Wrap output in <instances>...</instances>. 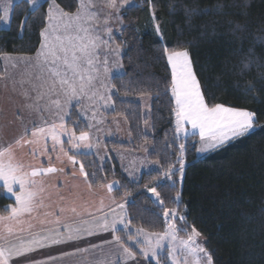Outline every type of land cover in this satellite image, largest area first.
Here are the masks:
<instances>
[{
    "label": "snow or ice",
    "instance_id": "6c2138e0",
    "mask_svg": "<svg viewBox=\"0 0 264 264\" xmlns=\"http://www.w3.org/2000/svg\"><path fill=\"white\" fill-rule=\"evenodd\" d=\"M44 2L48 5L47 14L43 17L46 23L39 33L41 39L34 54L35 63L33 64L31 57L19 58L29 67L37 69L34 79L21 80L20 84L22 95L29 101L24 107L41 113L40 122L32 121L30 128L25 126L23 134L14 143H8L7 146L0 144L2 182L0 189L8 193L10 198H14L13 204L5 205L0 211V225H3L0 227V264H64V258L68 256L87 253L97 248L103 249L105 246L109 247V252L92 264H128L129 261H136L137 252L133 250L134 247L139 249V255L147 264H151V261L162 264L165 247L167 259L171 260V264H213V255L196 241V237L201 234L195 227L191 229L187 239H178L177 233L186 231V217L182 214L179 216L183 226L177 227L174 222L178 215L177 208L164 207L157 187L163 181H171L166 186L170 189L175 188L177 174L180 180H183L187 164L185 155L191 148H195L197 154L206 153L224 146L229 141L254 134L257 128L261 127L255 122V112L222 103L213 105L206 103L205 92L202 91L201 83L194 72L189 49L178 44L171 47L163 44L158 48V51H162V57L158 56L157 59L166 57L167 68H170V81L165 77L158 82V91L154 99L158 101L164 97L169 105H174L171 115H174L175 134L170 138L166 136L164 156L170 157L175 153V162L169 164L155 178L153 183L156 186L149 187L146 184L144 187L152 197H155L153 203L157 204L158 201L157 207L163 208L164 231L149 232L143 227L133 229L132 219L129 218L126 207L131 201L127 196L121 202H117L113 197L107 212L103 210V200L101 208L95 212L83 206L78 210L74 202L71 206L65 205V197L59 193H57L59 203L55 208L51 203L46 204V200H51L49 187L56 189L57 185H47L44 177L48 174H65L63 167L57 168L53 165V155L56 161L61 163L66 160L73 166L79 165V174L85 180L91 179L88 188L93 187L98 170L87 172L81 157L86 158L92 149L98 146V141L94 143L91 138V129L94 127L91 121L102 123L103 120L96 119L97 115L114 110L112 102L115 93L112 90L116 85L111 82L113 70L109 66V52L118 58L124 53L119 46L110 48L113 30L107 26L108 17L104 19L102 37L96 27L99 16L91 11L95 7L91 0H80L79 7L74 13L65 12L56 0ZM130 2L131 0H119L121 6ZM23 3L29 6L30 12L42 7L37 0H23ZM13 4L14 0L0 2V22L5 24L12 22ZM106 7L119 12L117 0H107ZM223 9V5H217L213 9L200 10L199 14H228ZM195 11L188 10L189 16ZM153 20L155 22L154 13ZM27 22L28 17L25 16L21 35ZM244 27L237 23L232 31L234 33L243 31ZM161 31L159 23H155V32L158 36ZM160 39L163 40V37ZM101 48L107 50L103 53V58ZM0 58L5 61L13 59L7 53H0ZM251 63H253L251 59L242 62L241 71L248 69ZM16 66L17 63L12 64V67ZM122 69L123 64L119 63L115 71ZM25 83L30 84V89H24ZM159 83H163V91H159ZM254 90L255 84L248 82L245 94ZM30 93L35 95L32 96ZM140 96H144L142 90ZM85 100L88 104L82 105ZM73 106L80 107V116L88 119L89 123L83 124L79 117L71 124L68 123L73 115ZM86 110L92 112L91 117L87 116ZM43 112L52 115L51 122L42 115ZM145 125L146 137L147 120ZM197 136L199 146L193 142ZM17 146H29L28 154L33 159L37 156L46 158L47 166L44 163L38 167L24 163L16 156ZM169 149L171 151H168ZM100 159L103 160L104 157L101 156ZM158 163L160 161L151 162ZM102 170L101 167L99 171ZM129 176L132 177L130 183L138 185L139 181L131 172ZM121 186L119 181L101 185L109 193ZM181 202V193L177 190L173 203L179 206ZM45 208L49 210L43 212L44 217L52 219L39 220V223L48 224L50 227L47 230L33 231L35 228L33 221L39 218L40 210ZM66 213L70 215H65ZM73 217L79 219L74 220ZM23 233H27V236L21 235ZM105 233H110L111 239L105 238L103 235ZM89 237L99 239L100 243H93L87 239ZM82 243L87 246L81 247ZM113 246L115 252L111 250ZM69 247L72 251L66 250ZM53 248L58 250V255H53L51 251H40ZM35 254L42 258H37ZM16 257L22 259L17 260Z\"/></svg>",
    "mask_w": 264,
    "mask_h": 264
},
{
    "label": "trees",
    "instance_id": "16d2710c",
    "mask_svg": "<svg viewBox=\"0 0 264 264\" xmlns=\"http://www.w3.org/2000/svg\"><path fill=\"white\" fill-rule=\"evenodd\" d=\"M56 2L68 13L78 6L76 0ZM40 5L42 7L30 12L23 0L13 4L12 22L0 29V53L31 55L37 50L48 6L44 1ZM217 5H223L228 14H199L200 10ZM193 9L196 11L189 16L188 10ZM25 16L28 22L21 35ZM120 17L122 27L114 41L124 53L121 57L123 71L111 80L116 88L113 89L114 110L108 115L126 121L131 139L104 144L109 151L113 148L135 150L150 143L148 158L160 161L159 170L141 173L137 185L130 183L110 152L101 166L91 153L81 159L87 172L98 170L93 188L119 181L122 186L112 192L117 202L126 196L131 201L126 205L131 227H143L149 232L164 231L163 208L157 207L158 201L153 203L155 198L144 187L146 184L156 186L155 178L175 162V153L164 156L166 136L170 138L175 134L174 115H171L174 105H169L164 97L154 99L158 82L165 77L170 81L166 57L157 59L162 57L158 48L163 44L187 47L206 103L251 110L261 127L254 134L229 141L203 156H197L196 149L191 148L185 155L183 180L177 174L175 188L166 186L171 181H163L157 192L164 207L177 208L186 217V230L195 227L200 232L204 247L213 255V264H264V0H134L133 5L120 11ZM155 23H159L162 30L160 36L155 32ZM237 23L245 27L234 33L232 29ZM249 59L253 63L241 71L242 62ZM250 81L255 84V90L245 94V86ZM163 89V83H159V91ZM141 90L149 97L150 105L151 130L146 137L142 104L137 100ZM72 112L69 124L78 118L75 108ZM101 167L103 170L99 171ZM88 182L91 183V179ZM177 190L182 199L179 206L173 203ZM7 204L13 201L0 189V211ZM175 223L183 226L178 218ZM178 234L183 236L185 231ZM95 243H98L97 238ZM113 248L115 250V246ZM151 264L154 263L151 261ZM162 264H170L166 251Z\"/></svg>",
    "mask_w": 264,
    "mask_h": 264
},
{
    "label": "crops",
    "instance_id": "0c3cea01",
    "mask_svg": "<svg viewBox=\"0 0 264 264\" xmlns=\"http://www.w3.org/2000/svg\"><path fill=\"white\" fill-rule=\"evenodd\" d=\"M17 1H19V0H14V3ZM43 1L44 0H37V3L40 4ZM76 1H77V5H78L77 8H78L79 4H80V0H76ZM0 2H2V0H0ZM91 2L95 5V7L91 9V11L96 12L99 16V21L96 24V27L100 30L102 37L104 36V33H103V29L105 27L104 19H105V17H108L107 26L111 27L113 30V32H112L113 39L110 42V48L118 47V45L114 41V36L122 27V20L120 17V11L123 8H126V7L133 5L134 0H131V2L129 4L123 5V6H121L119 3V0H117L119 12H117L114 9H110V8L106 7L107 0H91ZM47 9H48V6H47ZM74 12H71V13H74ZM46 14H47V10H46ZM45 23H46V21H45ZM8 26H9V24H5L3 22H0V29L1 28H7ZM104 38H107V37H104ZM39 44H40V42H39ZM38 47H39V45H38ZM105 51H107V50L101 48L102 58H103V53ZM35 52L31 55L8 53L9 55H11V57L13 59L7 60V61H5L3 58H0V63L2 66V71L0 72V144H2L3 146H7L8 143H14V141L16 139L20 138V136L23 134L24 127L28 126L30 128L32 126V123H31L32 121H36L37 123L40 122L41 113L29 110V109L24 107V105L26 103H28L29 101H26L24 96L22 95V88H21V84H20L21 80L27 81L30 78L34 79L35 75L37 74V69H35L34 67H29L28 64H26L22 60H19V58L20 57H25V58L31 57L32 62L34 64L35 63V55H34ZM108 60H109V66L113 70L111 72V77L121 74L123 69H122V71H115V69L118 67V64L121 63V57L118 58L114 54L109 52ZM13 63H17V66L12 67ZM6 67H7V70L5 71ZM23 87H24V89H30V84L25 83ZM30 94L32 96L35 95V93H30ZM137 100L139 102H141L140 97H138ZM86 104H88L87 100L82 102V105H86ZM73 108L76 109L78 117L82 121L83 124L89 123L88 119H85L83 116H80V107L73 106ZM110 111L111 110H109L108 112H110ZM86 112H87L88 117L92 116V112L90 110H86ZM33 114H35V115H33ZM42 115L44 117H46L49 122H51V120L53 119L52 115L49 112H43ZM116 117L117 116L107 117V116H104L102 114V115H97L96 119L97 120H103V122L99 123V124H103L102 127H103V130H105L104 129L105 127L110 128V125L112 124V122L114 125L116 123H118V121H115V120H117ZM91 122L94 124V127H95V124H97V123L94 120ZM94 127L91 129V132L94 131ZM125 127H126V125H125ZM85 130H87V129H85ZM126 130H127V128H126ZM115 132H117V130H115ZM92 138H93V136H92ZM49 147H50V142H49ZM116 149H118V150L123 149L124 150L126 148H113V150H116ZM29 151H30L29 146H23V147L17 146L16 156L18 159H20L24 163L26 162V164H31V161L33 158L31 157V155L28 154ZM108 153L109 152L107 151V154ZM124 153H122V154H124ZM132 154H134L133 150H132ZM121 156H123V155H121ZM112 157L114 158V160L117 163L120 170L126 175V177H127L126 173L128 171H131V173H133V175L136 179H138L140 174L143 173V172L136 173L134 171L135 169L132 166H129L128 164L123 163L122 160H120V159L119 160L116 159L113 155H112ZM33 160L34 161L39 160V162H40V163L35 162V164L33 166L38 167L41 163H44L45 166H47L46 160H42V158L39 156H37V158L33 159ZM156 168H157V166L155 165L154 170ZM151 170H149V171H151ZM50 175L51 174H48L47 177H49ZM53 175L55 176V179H49L51 182H49L48 184L49 185H57V190L55 191V189L49 187V193L51 196V200H46L45 202H46V204L51 203L52 206L55 208V204L57 203L55 201V199H57V193H59V195H62V192L64 191L66 194L70 193L69 196L72 197L73 196L72 190L68 191V189H73V188H72V183H70L71 181H68L71 178L65 177L62 174L61 175L60 174H53ZM61 178L65 179V180H62ZM45 181H47V180L45 179ZM60 182H61V184H60ZM0 184H2V182H0ZM64 186L67 189L63 188ZM76 189H78V188L76 187ZM77 192L78 191H76V201L78 200ZM4 194L8 198H10L9 194L6 193L5 191H4ZM11 199L14 203V198H11ZM48 210L49 209H47V208L40 210L39 218L37 220L33 221V223L35 225V228L33 229V231L47 230V228L50 227V226H47V227L42 228V224L39 223V220H42V213L45 211H48ZM0 227H3V225H0ZM106 234H108V239H109L110 233H106ZM21 235L27 236V233H23ZM87 239H89L93 243H95V237H89ZM97 240H98L97 244H99L100 240L99 239H97ZM80 246L86 247L87 244L82 243ZM113 247H112V249H113ZM66 250L72 251V248L69 247ZM109 250H110L109 247L105 246L103 249L97 248L94 250H90L87 253H80V254L68 256V257L64 258V264H92L93 261L101 259L105 254H107L109 252ZM40 251L41 252L51 251V253L53 255H58V250L56 248H53L51 250L45 249V250H40ZM96 251H97V255H96ZM35 255L37 256V258H42L39 254H35ZM15 259L20 260L22 258L16 257Z\"/></svg>",
    "mask_w": 264,
    "mask_h": 264
},
{
    "label": "rangeland",
    "instance_id": "374dc122",
    "mask_svg": "<svg viewBox=\"0 0 264 264\" xmlns=\"http://www.w3.org/2000/svg\"><path fill=\"white\" fill-rule=\"evenodd\" d=\"M140 98H141V104H142L143 128L145 131V129H146L145 120H147L148 121L147 134H150L151 124H150V117H149V97L143 96ZM110 112L107 111V112H103L102 114L104 116L110 117V115L108 116V114ZM102 114H100V115H102ZM33 115H35V114H33ZM116 119L117 120H115V121H118V123H116L114 125L112 122V124L110 125V128L105 127L104 128L105 130H103V127H102L103 124H95L94 131L91 132V135L93 136V138L91 136L92 141L94 143L98 141V146L93 148L91 153L94 154V157L100 166L103 165V162L109 158L108 157L109 153L107 154L108 149H107L106 145L104 144V142H106V141L129 142L131 139L130 134H129V130H128V125H127L126 121L123 118L118 117V116L116 117ZM125 125H126V127H125ZM126 128H127V130H126ZM115 130H117V132H115ZM193 142L196 143L197 146H199V137L197 136L195 141H193ZM132 150L134 151V154H132ZM150 150H151V144L145 143V144H142L141 146H139L135 150L134 149L128 150L127 148L124 150L123 149H119V150L118 149H116V150L111 149L108 152L112 153L111 155H113L116 159H118V160L120 159V160H122L123 163H126L129 166H132L135 169L134 171L136 173H138V172H147L151 169L154 170L155 165L157 166V168L155 170H159V165L158 164H151V162L153 160H150L148 158V154H149ZM122 153H124V154H122ZM206 153H201V154L196 153V155L197 156H203ZM121 155H123V156H121ZM101 156L104 157L103 160L100 159ZM41 158H42V160H46V158H44V157H41ZM52 160L54 162L53 165L55 167H57V168L63 167L65 169V174H62L63 176L71 178L68 181H71L70 183H72L73 189H68V191L72 190L73 196L70 197L69 196L70 193L66 194L64 191L62 192V196L65 197V201H64L65 205L71 206L72 202H74L75 206H77L78 210L81 208V206H83V207L87 208L89 211L95 212L96 209L101 208V200H103V210L105 212L109 211L108 205L111 204L112 198L114 197L113 192L109 193L106 188H103L101 186L96 187V188L92 187L91 189H89L88 188V183H89L88 180H85V178L79 174V165L73 166L71 164H68L66 162V160L64 163L56 161L55 155H53ZM33 161L34 160L32 159V161H31L32 165H34L35 162L40 163L39 160L34 161V162ZM46 163H47V160H46ZM74 172H75V175H73ZM130 172L131 171H128L126 174H127V177L132 180V177L129 176ZM45 179L47 180V181H45V183L47 185H49L48 183L51 182L49 179H55V176L53 174H51L49 177H47V176L44 177V180ZM62 180H65V179H62ZM111 182L112 181L107 182L104 185L111 183ZM60 184H61V182H60ZM76 187L78 189H76ZM63 188L67 189L65 186ZM56 190H57V188L55 189V191ZM76 191H78L77 192V197H78L77 201H76ZM55 201L57 202L55 204V207H56L57 204L59 203L58 198L55 199ZM112 206L114 207L115 205H112ZM177 213H178V215L175 219H177V218L179 219V216L181 215L180 212L177 211ZM65 215H70V213H66ZM44 219H52V217L46 218V217H44V215L42 213V220H44ZM73 219L78 220L79 218L73 217ZM174 222H175V220H174ZM47 226H50V225L42 224V228L47 227ZM133 229H135V228H133ZM190 233H191V231H188V230L185 231V235H183V236H180L177 233L178 239H187V236ZM103 235L105 236V238L108 239V234L105 233ZM109 239H111V235H110ZM125 239H126V237H125ZM196 241L198 243H201L204 246V240H203L201 235L199 237H196ZM134 249L139 254V249L135 248V247L133 248V250ZM112 251L115 252L114 248L112 249ZM164 251H166V255H167V248L166 247L163 250V252ZM150 259L151 258H149V260ZM182 259H183V257H181V260ZM168 261L171 264V260H168ZM152 262L155 264V261H152ZM128 264H147V262L143 259V257L141 255H139V256L137 255L136 261H129Z\"/></svg>",
    "mask_w": 264,
    "mask_h": 264
},
{
    "label": "water",
    "instance_id": "95a60500",
    "mask_svg": "<svg viewBox=\"0 0 264 264\" xmlns=\"http://www.w3.org/2000/svg\"><path fill=\"white\" fill-rule=\"evenodd\" d=\"M153 198H155V197H153Z\"/></svg>",
    "mask_w": 264,
    "mask_h": 264
}]
</instances>
